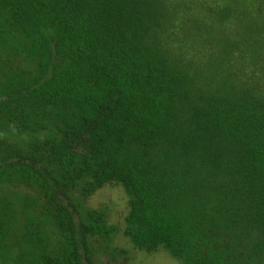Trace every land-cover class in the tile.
Returning <instances> with one entry per match:
<instances>
[{"label": "trees", "instance_id": "16d2710c", "mask_svg": "<svg viewBox=\"0 0 264 264\" xmlns=\"http://www.w3.org/2000/svg\"><path fill=\"white\" fill-rule=\"evenodd\" d=\"M119 231L264 264V0H0V264H102Z\"/></svg>", "mask_w": 264, "mask_h": 264}, {"label": "rangeland", "instance_id": "374dc122", "mask_svg": "<svg viewBox=\"0 0 264 264\" xmlns=\"http://www.w3.org/2000/svg\"><path fill=\"white\" fill-rule=\"evenodd\" d=\"M126 197L119 187H105L97 190L87 199V204L94 208H105L109 223L119 225L125 210ZM121 228V227H120ZM112 246L124 249L126 254L116 259L102 254V264H179L166 251L148 253L135 248L130 240L119 231L112 239Z\"/></svg>", "mask_w": 264, "mask_h": 264}]
</instances>
